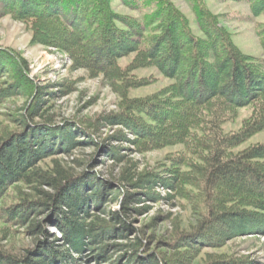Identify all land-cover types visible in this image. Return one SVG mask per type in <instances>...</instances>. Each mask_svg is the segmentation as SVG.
Masks as SVG:
<instances>
[{
	"label": "trees",
	"instance_id": "1",
	"mask_svg": "<svg viewBox=\"0 0 264 264\" xmlns=\"http://www.w3.org/2000/svg\"><path fill=\"white\" fill-rule=\"evenodd\" d=\"M230 1L248 3L254 16L264 14V0ZM121 2L140 10L141 17L115 11L112 0H0V18L8 15L24 23L31 43L65 52L72 67L106 77L119 95V112L111 116L110 124L121 125L132 135L128 141L137 152L183 145L182 151L166 156V180L148 173L134 178L129 172L123 180L135 190L150 188L160 179L191 205L196 222L175 234L165 250L147 252L144 237L127 220L137 194L120 189L109 193L112 199L118 195L120 209L107 219L95 214L86 220L91 206L100 211L105 191H112L111 182L95 180L89 173L76 176L60 163L46 170L38 164L57 151L96 142L85 128L73 124H31L42 116L44 87L30 76L19 53L0 47V106L15 97L27 99L25 112L16 117L19 128L0 130V220L24 223L48 210L47 222L60 232L55 239L65 246L60 250L61 244L45 238L22 253L0 249V264H78L69 252L82 253L91 243L100 250L96 257L108 264H189L190 252L264 231V142L235 151L264 130V22L256 25L262 55L253 56L235 44L222 23L224 15L214 13L206 0H190L199 33L172 0ZM131 53V60L121 66L119 58ZM147 67L171 82L143 97H129L130 89L153 80L133 74ZM247 105L252 112L240 128L224 133L222 125ZM79 135L85 140H76ZM16 182L34 185L40 197L9 202L7 191ZM42 185L51 192L43 191ZM145 193L160 198L159 193ZM29 224L32 234H47L40 222ZM131 230L129 234H135L128 237ZM122 236L127 242L103 244ZM110 247L124 252L116 262L104 254ZM203 264L254 261L210 253Z\"/></svg>",
	"mask_w": 264,
	"mask_h": 264
},
{
	"label": "rangeland",
	"instance_id": "2",
	"mask_svg": "<svg viewBox=\"0 0 264 264\" xmlns=\"http://www.w3.org/2000/svg\"><path fill=\"white\" fill-rule=\"evenodd\" d=\"M172 1L189 18L193 31L199 33L190 0ZM206 3L214 13L224 15L222 23L232 32L235 44L243 52L253 56L262 55L256 35V25L264 22V14L252 15L246 2L206 0ZM112 7L123 14L136 17H141L142 14L140 10H132L125 6L121 0H112ZM0 47L19 53L28 64L30 76L39 86L44 87L40 111L42 116L33 118L31 124L46 123V121L55 126L64 123L73 124L85 128L90 139L97 143L91 145L81 143L67 151H57L55 155L45 158L38 164L46 170L60 163L65 168H70L76 176L84 177L89 173L88 175L93 174L92 177L98 178L95 180L111 182L112 191H105V198L99 203V210H103L104 214L96 210L95 206H91L93 208L89 209V217L86 220L89 221L90 217L92 218L95 214H100L107 219L110 213L120 209L118 195L112 199L109 194L120 189V191L137 194L138 201H135L136 199L131 201V210L127 214V220L135 233L144 237L145 243H143L147 252L165 250L167 243L175 234L188 231L195 224L197 216L191 205L177 197L171 187L162 185L160 179L150 188L135 190L129 188L123 180V174L127 172L134 178L140 173H148L160 176L163 181L166 180L168 175L163 166L167 162L166 156L169 153L182 151L183 145L166 146L143 153L137 152L134 145L128 141L133 138L132 135L123 126L110 124L111 116L119 112V95L110 85L109 80L102 74L94 76L84 68L72 67L70 57L55 47L31 43V32L28 27L8 15L0 18ZM132 56L133 53L119 58V64L126 65ZM133 74L137 77H150L153 80L147 85L130 89L129 97L131 98L143 97L171 82L154 67L141 68ZM26 100L25 97L19 96L0 106V130L2 127L11 130L19 128L16 117L19 118L25 112ZM251 112V106L239 108L234 119L222 125L223 132L237 131ZM84 137V135H79L76 140L84 141ZM263 142L264 130L250 136L235 148V151ZM33 186L16 182L8 189L7 199L9 202H16L23 197L29 199L40 197ZM40 188L45 192H51L47 185H42ZM150 191L159 193L160 198L146 195L145 192ZM39 214L40 216L35 217L31 215L24 223L8 224L0 220V249L22 253L23 248H32L36 245V240L45 238L54 244H61L57 248L63 249L65 246L60 240L55 239V237L60 238V232L51 227L46 219L51 212L43 210ZM34 221L40 222L47 234H32L29 223ZM132 230L127 232L128 237L135 234H129L133 232ZM125 242L127 238L123 237L103 241V244ZM97 248L91 243L89 247L82 250V253L70 251L69 255L78 264H108L96 257L100 253V250H96ZM210 253H223L236 258L252 260L254 264H264V231L233 237L221 247H204L197 253L190 252L189 264H203L206 254ZM104 254L111 262H116L120 255H124V252L115 251L110 247Z\"/></svg>",
	"mask_w": 264,
	"mask_h": 264
}]
</instances>
